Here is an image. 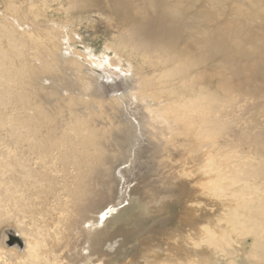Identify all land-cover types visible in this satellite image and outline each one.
Masks as SVG:
<instances>
[{"label": "bare ground", "instance_id": "obj_1", "mask_svg": "<svg viewBox=\"0 0 264 264\" xmlns=\"http://www.w3.org/2000/svg\"><path fill=\"white\" fill-rule=\"evenodd\" d=\"M102 1L7 0L0 9V206L13 201L19 205L14 214L21 217L0 240V264L65 259L110 264L119 255H125L119 264H264V167L222 146L217 150L224 152L210 151L200 166L206 200L196 204L200 212L218 208L215 223L174 233L164 249L151 231L131 244L126 224L118 228L123 235L112 233L113 220L107 227L133 197L149 152L162 175L159 184L143 189L147 213L132 216V228L161 213L178 189L173 171L166 172L174 163L171 149L190 144L194 155L195 145L215 146L219 137L228 146L223 113L229 110L237 117L228 129H237L241 140L245 96L228 73L244 75V68L239 62L230 68L229 57L216 63L223 95L211 82L197 85L195 68L248 41L236 54L258 55L249 77L264 83V35L250 31L249 19L264 21V10L254 1H238L230 22L215 29L211 24L223 14L226 0H211L210 9L196 13L195 0L103 1L111 6L101 8L109 19L106 29L115 33L107 44L114 54L107 52V61L123 71L116 77V72L103 73L102 58L86 57L74 47L68 20L55 21L85 14ZM148 65L159 74L145 75ZM187 167L181 177L195 179V169ZM56 188L68 198L56 206L60 216L52 224L57 227L43 232L40 218L29 215L34 208L44 210L32 201L39 197L41 204L50 193L59 198ZM79 206L76 215L84 228L75 232L71 210ZM191 206L195 210V202ZM12 236L21 245L15 239L9 244ZM77 251L80 259L74 263Z\"/></svg>", "mask_w": 264, "mask_h": 264}, {"label": "rangeland", "instance_id": "obj_2", "mask_svg": "<svg viewBox=\"0 0 264 264\" xmlns=\"http://www.w3.org/2000/svg\"><path fill=\"white\" fill-rule=\"evenodd\" d=\"M24 0H16V2H20ZM28 1V0H27ZM90 1V0H88ZM106 2V0H103ZM96 4V7L93 6L90 7L91 11L86 12L85 14H77L70 18H65L64 16L60 18H56V22H60L63 19H66L71 24V29L74 30L73 33H75L76 42L75 48L79 52L86 53V57H95V58H102L104 63L105 70L103 73H111L116 72V77L119 76V74H122L121 68H117L114 66H111L107 61V52L108 56H112L114 52H112L113 49H108L107 44L111 41V38L115 37L113 31L106 29V23L107 20L104 14L101 13V8H107L110 9L111 6L105 5L104 2ZM241 0H226L224 2V5L222 6L223 14L220 15L216 21H214L211 24V27L217 28L218 26H224L228 22H230V19L232 18L231 13L234 7H237L236 2ZM249 1H254L256 3V7L259 10H264V0H244L242 2L246 3ZM7 0H0V9L5 10L7 6ZM103 4L105 6H103ZM212 4L211 0H195V13L198 11H206L207 8L210 7ZM9 5V4H8ZM99 5V6H97ZM244 8V7H243ZM210 9V8H209ZM208 9V10H209ZM246 9V8H244ZM211 11V10H210ZM56 12V11H55ZM55 18V17H54ZM249 19H253L250 23V31L252 33L258 34L259 36L264 35V21L260 19H255L254 17H251ZM31 23V22H30ZM29 23V24H30ZM32 24V23H31ZM250 38V37H249ZM262 38H259V40ZM68 42V41H67ZM248 43H239L237 42L234 46L237 48H243ZM199 48V47H198ZM237 48L233 49L228 54H218L216 58L213 61H208L206 64H202L199 67L195 68V75L200 77L198 79L197 85H203L208 84L211 82V86L216 89V91L220 94L222 93L221 88L218 87V83L222 80V75L219 74V68L218 64H216L220 59L229 57L232 61L230 63V68H233L236 66L237 62H239L240 66L244 68V75H239V73H228V76H231V81L236 86H241L240 88L243 90L242 95L245 96V101L242 103V109H243V115L241 118L240 125L242 127V134L240 136L241 140H239V133L236 129L235 131H231L229 128L230 124L233 123L234 120H236L237 114L233 110L227 111V113H223V117L226 116V123L223 126V129L227 130V133H229V145H225V139L224 138H218V144L215 146L211 145H203L202 148L197 149V145H195V154L189 152V149L191 148L190 144L185 145L183 148L179 150L171 149L172 155H173V165L171 167L166 168V172L173 171V177H175V183L178 187L176 193L169 199L165 209L161 213L151 214L146 216L143 222H141L140 225L134 226L132 228L131 219L132 216L141 214V212L147 213V206H144V202L141 199V196L143 197V189L147 186L149 183L159 184V176L162 175V169H157L153 163L152 160L154 158L155 153L149 152V158H148V164L146 169H142L138 181L134 183L135 190H133L134 195L131 198V200L123 206L121 209H119L118 214H116L114 217H111L109 219V223L107 225H111V221L113 220V231L112 233L114 235H123L124 233L122 231H118V228L121 227L123 224H126V229H130V234L127 235V239L129 242H133L131 244L136 243L138 238L145 236L146 234L150 232L151 235H155V239L160 243H158V247L164 249L168 248L167 239L168 237H174V235L179 234L181 235L182 231L184 232V229H193L195 232L198 231L200 225L206 224L209 222H216L217 219V213L218 208L214 211H197V202L202 200L205 201L206 198L202 194V191L200 190L199 180L201 179V173H200V166L203 164L204 159L206 155L211 154V152L217 149H219L220 146L225 147L224 149L230 150V151H238L239 156L245 158L246 161H251L252 164H255L260 167H264V83L262 82H256L251 81L250 79V72L254 70L252 62L254 59L259 58L258 55H254L255 57H250L248 55H241L237 56ZM257 56V57H256ZM85 58V57H84ZM126 64L122 67V69H126ZM156 69V70H155ZM141 71V70H140ZM158 68H154L151 66H147V72L145 75H153L154 73L159 74ZM156 74V75H157ZM243 74V73H242ZM115 76V75H113ZM241 76V77H240ZM240 77V78H239ZM197 88V87H196ZM213 91V90H212ZM123 93V92H122ZM231 93V92H230ZM197 97V94L195 93V98ZM204 100V101H210ZM239 112V111H237ZM227 114V115H226ZM222 118V117H221ZM224 119V118H222ZM222 120L220 119L221 122ZM184 128L182 127V130ZM222 129V130H223ZM185 139V140H184ZM192 140L190 137H181V141H188ZM149 143V144H148ZM146 144L150 146V142L146 141ZM215 147V148H214ZM197 149V150H196ZM221 150H217L216 154L218 152H224ZM211 151V152H210ZM227 153V152H226ZM235 153V151L233 152ZM187 166H191L195 169V179L187 178V177H181L180 173L185 167L189 168ZM170 169V170H169ZM143 173V174H142ZM176 190V189H175ZM56 193H60V197L58 198L54 193H50L44 197V201L39 204V197L35 198L32 202L33 206L37 205L36 208H42L44 210V214L37 211L34 208V213L29 216H34L37 219L40 218L42 230L43 232L46 230V232L50 229L54 230L57 226L52 224V221L56 218H58L59 210L56 209V206L65 205V201L67 200L68 196L66 194H62L60 188L55 189ZM136 196V197H135ZM135 197V198H134ZM140 197V198H139ZM108 199V197H106ZM89 200H92L90 198ZM99 201L103 200L101 198L98 199ZM195 202V210L192 208V204ZM218 206V205H217ZM16 207H19V205H16L13 201L5 202L3 205L0 206V240L7 237L5 234L6 231L12 229H16V225L19 224V218L20 215L14 214L16 211ZM78 208V209H77ZM72 208L71 212H73V216L75 219V227L74 231L76 232L77 228H84L82 223L80 222V218L77 217L76 213L78 214V211L80 210L81 206ZM31 210V208H28ZM61 214V213H60ZM26 223H32V220L29 218L24 219ZM190 225V226H189ZM192 225V226H191ZM49 226V227H48ZM158 231V232H157ZM178 232V233H177ZM110 233V235L112 234ZM175 233V234H174ZM134 234V235H132ZM47 237V234L45 235V238ZM70 235L67 234V238H69ZM159 237V239H158ZM166 237V239H165ZM77 239V236L75 237ZM165 239V240H163ZM134 240V241H133ZM165 244H164V243ZM97 252H103V242L99 241L96 243ZM161 253V252H160ZM162 255V253L160 254ZM125 255H119V257L113 258V260L110 261V264H119L121 261H123ZM80 259L79 258V252H76V256L74 255V258H71V261L75 263V260ZM121 259V261H120ZM16 261H13L11 263H1V264H15ZM39 264H56L53 260L49 263H39ZM60 264H69L67 260L65 259L64 263Z\"/></svg>", "mask_w": 264, "mask_h": 264}, {"label": "water", "instance_id": "obj_3", "mask_svg": "<svg viewBox=\"0 0 264 264\" xmlns=\"http://www.w3.org/2000/svg\"><path fill=\"white\" fill-rule=\"evenodd\" d=\"M14 239L17 241V243H18L19 245H21V241H19V239L16 238L15 236L9 237V239H8V243H9V244L13 243Z\"/></svg>", "mask_w": 264, "mask_h": 264}]
</instances>
